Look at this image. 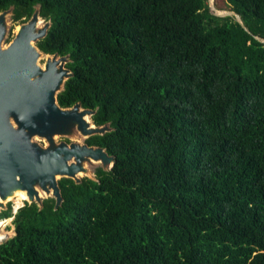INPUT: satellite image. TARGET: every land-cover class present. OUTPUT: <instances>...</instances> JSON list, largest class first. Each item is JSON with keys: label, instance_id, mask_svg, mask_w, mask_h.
<instances>
[{"label": "trees", "instance_id": "1", "mask_svg": "<svg viewBox=\"0 0 264 264\" xmlns=\"http://www.w3.org/2000/svg\"><path fill=\"white\" fill-rule=\"evenodd\" d=\"M0 0L50 21L68 55L60 107L111 130L95 179L24 202L0 264H264V0ZM219 2V3H218Z\"/></svg>", "mask_w": 264, "mask_h": 264}, {"label": "water", "instance_id": "2", "mask_svg": "<svg viewBox=\"0 0 264 264\" xmlns=\"http://www.w3.org/2000/svg\"><path fill=\"white\" fill-rule=\"evenodd\" d=\"M208 5L214 15H234L242 25L234 12L217 11L213 0H208ZM12 12V6L0 12V212L19 193L39 209L43 199L53 198L57 209L63 200L59 179L69 178L77 184L82 174L94 180L89 166L96 162L104 171L112 168L113 156L85 142L111 128L108 123L98 126L89 121L87 117L95 111L81 107L79 102L59 106L57 95L72 73L65 66L68 55L45 54L36 46L50 27V21H43L39 15V6L4 45ZM41 56H45L43 65L38 62ZM35 138L44 140L46 146ZM56 138H80L84 142H57Z\"/></svg>", "mask_w": 264, "mask_h": 264}, {"label": "rangeland", "instance_id": "3", "mask_svg": "<svg viewBox=\"0 0 264 264\" xmlns=\"http://www.w3.org/2000/svg\"><path fill=\"white\" fill-rule=\"evenodd\" d=\"M218 1V0H217ZM214 2H215V0H213V6H214ZM220 2V6H224V3H223V0H221V1H219ZM218 2V3H219ZM215 8V7H214ZM220 12H229V11H227V10H221ZM12 16V15H11ZM11 16H9L8 17V30H7V33H6V36H5V39H4V45H6V44H8L10 41H11V39L14 37V35H15V32H16V29H17V27L21 24V22L20 21H13L12 20V18H11ZM43 19V18H42ZM43 21H45V20H43ZM41 22L40 24H44V22ZM44 60H45V56H41L40 58H39V64H41V65H43V63H44ZM87 119L89 120V121H91L92 122V120H91V118L90 117H87ZM35 140H37L40 144H42L43 146H46V143H45V141L44 140H40V139H38V138H35ZM56 141L57 142H59V141H66V142H71V141H76V142H84V139H80V138H56ZM97 168H101V165H100V163L99 162H96L94 165H92V166H89V170L91 171V173H92V175H93V177L95 178V171H96V169ZM80 177L82 178V177H85L84 175H80ZM43 198H45V196H43ZM25 201H23V202H21L22 204L21 205H23V203H24ZM14 204H15V206H14ZM13 205V206H12ZM20 205V206H21ZM8 206L11 208V210H12V214H13V208L15 207L16 208V202H15V199H13V200H10L7 204H6V207L8 208ZM11 218V220L8 222V223H4V225L2 226V228H1V231H2V233H4L5 234V239L4 240H6V239H8V238H10V237H12L13 235H14V226L12 225V217H10ZM2 242V241H1Z\"/></svg>", "mask_w": 264, "mask_h": 264}, {"label": "bare ground", "instance_id": "4", "mask_svg": "<svg viewBox=\"0 0 264 264\" xmlns=\"http://www.w3.org/2000/svg\"><path fill=\"white\" fill-rule=\"evenodd\" d=\"M15 199L16 202V207L20 206L26 198L23 194H17L15 197H13L11 200ZM13 206V205H12ZM15 206V204H14ZM15 208V207H14ZM13 208V210H14ZM11 220V218H7V219H0V242L3 241L5 239V234L2 233L1 228L4 225V223H8Z\"/></svg>", "mask_w": 264, "mask_h": 264}, {"label": "built area", "instance_id": "5", "mask_svg": "<svg viewBox=\"0 0 264 264\" xmlns=\"http://www.w3.org/2000/svg\"><path fill=\"white\" fill-rule=\"evenodd\" d=\"M22 206V205H21ZM21 206H18V207H16V208H14V210H13V214L16 212V210L19 208V207H21Z\"/></svg>", "mask_w": 264, "mask_h": 264}, {"label": "flooded vegetation", "instance_id": "6", "mask_svg": "<svg viewBox=\"0 0 264 264\" xmlns=\"http://www.w3.org/2000/svg\"><path fill=\"white\" fill-rule=\"evenodd\" d=\"M22 23H24V22H22ZM45 54H47V53H45Z\"/></svg>", "mask_w": 264, "mask_h": 264}]
</instances>
